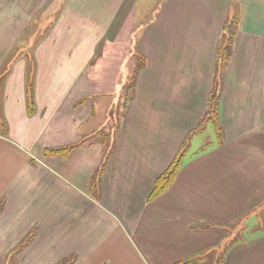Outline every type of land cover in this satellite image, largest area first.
Returning <instances> with one entry per match:
<instances>
[{"label": "crops", "instance_id": "obj_1", "mask_svg": "<svg viewBox=\"0 0 264 264\" xmlns=\"http://www.w3.org/2000/svg\"><path fill=\"white\" fill-rule=\"evenodd\" d=\"M128 1L0 0V264H264V0Z\"/></svg>", "mask_w": 264, "mask_h": 264}, {"label": "trees", "instance_id": "obj_2", "mask_svg": "<svg viewBox=\"0 0 264 264\" xmlns=\"http://www.w3.org/2000/svg\"><path fill=\"white\" fill-rule=\"evenodd\" d=\"M238 17L239 16L236 15L233 19H231L230 21H228L226 23V25L224 27V35L222 37V40H221L219 48H218L217 74H219V76L221 78H222L224 72L226 71L228 65L230 64V61L232 58V47H233V44L235 41V36H236V32H237V27H238V21H239ZM220 83H221V81H217V84L215 83V87H214V90H213L212 96H211V108H210V110L204 116L205 118H203L201 120V122L199 123L197 130L193 131L186 138V140L183 142L181 149H180L179 153L177 154L175 160L171 164L169 170L163 176H161L158 179V181L156 183L155 190L152 194V198H155V197L161 195L162 193H164L171 186V184L175 181L179 171L184 166L186 156L189 152L190 146H191L194 138L196 137V135L199 131L198 129L202 125H204V123L207 122L208 119L211 120L212 117H210V116H213V115L216 116L217 115L218 101H219V97H220ZM215 122H216V120H215ZM217 128H218L217 131L219 134L218 135L219 141L221 143L224 141L223 140V138H224L223 137V129L220 127L219 124H218ZM210 145H211L210 143L206 144L204 146L203 150L208 149L210 147ZM69 150H67V151H69Z\"/></svg>", "mask_w": 264, "mask_h": 264}, {"label": "rangeland", "instance_id": "obj_3", "mask_svg": "<svg viewBox=\"0 0 264 264\" xmlns=\"http://www.w3.org/2000/svg\"><path fill=\"white\" fill-rule=\"evenodd\" d=\"M158 3L159 2L157 0H129L128 1V4H129L128 8L133 9V7H131V6H133L135 4L138 6L137 17L132 18L131 20H129L130 24H129L128 28L131 29V33L130 34L124 33L123 37L131 36L133 38L134 37V33H136L141 27L142 28L145 27L150 22L151 18L154 16L156 11L159 9ZM238 3H239L238 1H235V4H234L235 7L232 10V13H233L232 19L234 18V15L238 12V5H239ZM124 91H125V88L123 89V92ZM116 101L118 102V104H116L114 106L115 107L114 111L117 113V115H115V116H117L118 120H119V111H120V114H121L123 109H125L126 99H125V97L122 96V98H120V99L117 98ZM202 134L209 135L210 131L208 129H206L205 131H203L201 133V135ZM198 138H199V136H198ZM111 145L112 144H110V146Z\"/></svg>", "mask_w": 264, "mask_h": 264}]
</instances>
